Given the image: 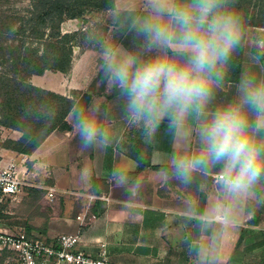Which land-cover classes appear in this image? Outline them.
Here are the masks:
<instances>
[{"label":"crops","instance_id":"0c3cea01","mask_svg":"<svg viewBox=\"0 0 264 264\" xmlns=\"http://www.w3.org/2000/svg\"><path fill=\"white\" fill-rule=\"evenodd\" d=\"M130 3L137 13L142 11V0H115L114 8L105 11L114 23L108 24L102 35L125 48L139 43L130 26L116 22L118 13ZM85 22L66 21L62 33L80 35L82 29L89 28ZM245 36L240 71L236 76L228 72L210 107L234 95L241 73L264 72V53L258 51V46H264V27H247ZM101 69L100 46L92 43L72 57L67 71L45 70L32 75L31 83L40 89L77 97V101L80 94L91 95L90 104H100L103 124L112 139L107 146L84 149L71 111L67 118L71 130L53 131L31 154L4 152L6 158L14 157L24 172V186L18 194L29 201L25 209L28 232L37 231L39 237L49 240L79 232L80 249L92 256L105 249L109 259L120 264H264V181L234 206L235 226L216 242L213 252L212 230L201 228L197 212H208L214 199L215 174L209 173L206 181L197 175L189 185L175 179L162 181L170 154L184 147L181 134L170 136L162 125L155 138L146 141L140 127L128 124L120 93L103 79ZM193 128L190 123L186 133L194 137ZM117 167L124 169L123 182L112 175ZM202 183H206V191L201 190ZM53 187L58 192L50 209L44 202ZM92 195L108 200L93 199ZM33 196L39 198L36 205ZM43 216L45 222L40 220ZM78 216H84L83 220Z\"/></svg>","mask_w":264,"mask_h":264},{"label":"clouds","instance_id":"9594fccd","mask_svg":"<svg viewBox=\"0 0 264 264\" xmlns=\"http://www.w3.org/2000/svg\"><path fill=\"white\" fill-rule=\"evenodd\" d=\"M122 11L139 43L125 48L89 34L101 49L102 77L118 90L128 124L140 127L146 141L162 125L170 136L181 134L184 147L170 154L162 181L189 185L197 175L206 181L215 174L208 212H197L201 228L212 230L214 252L235 226L234 206L264 181V72L241 73L234 95L210 107L242 45L245 15L237 0H142V11L131 3ZM258 51L264 53V46ZM35 111L37 119L51 116L47 107ZM72 121L84 149L111 143L99 103L76 106ZM190 123L194 137L186 133ZM112 175L117 182L125 179L121 167Z\"/></svg>","mask_w":264,"mask_h":264},{"label":"rangeland","instance_id":"374dc122","mask_svg":"<svg viewBox=\"0 0 264 264\" xmlns=\"http://www.w3.org/2000/svg\"><path fill=\"white\" fill-rule=\"evenodd\" d=\"M36 2L37 0H0V162L8 159L4 152L10 149L7 146L11 140H15L13 138L16 135L20 137L23 135L22 130L29 131L35 128L38 132L43 131L40 129L42 119H37L36 109L47 107L55 112L49 103L59 107L64 105L34 88L30 81L32 76H28L30 71L28 61L36 62L42 58L51 65L54 64L56 56L64 59L70 55L76 56L84 48L92 46L93 42L88 40L89 34L98 32L103 35L104 29L108 28L107 25L114 23L110 19L111 16H107L109 13H106V10L86 13L84 18H66L64 22L72 19H80V22L85 20L89 28L82 29L80 35L79 32L78 34L74 32L64 37L61 30L64 22L59 27L57 15L51 14L44 20H39L38 14L33 15ZM237 5L241 9L240 4ZM242 6L246 7L242 9L245 18L264 16V0H247ZM29 108L32 109L31 114L26 111ZM16 124L18 127H15ZM38 202L39 198L34 197L32 203L36 205ZM44 203L46 208H50L54 202L46 199ZM28 208L29 201L25 202L21 194L2 200L0 230L5 232L28 230L29 216L25 211ZM40 220L45 222L44 216ZM30 232L34 236H41L37 231ZM0 264L19 263L10 250L2 249Z\"/></svg>","mask_w":264,"mask_h":264},{"label":"trees","instance_id":"16d2710c","mask_svg":"<svg viewBox=\"0 0 264 264\" xmlns=\"http://www.w3.org/2000/svg\"><path fill=\"white\" fill-rule=\"evenodd\" d=\"M237 3H239L241 9L244 10L246 7H243L242 5H245L247 0H237ZM114 6L115 0H37L36 4L34 5L33 15L38 14L37 18L39 20H44V18L51 14L57 15V20L60 27L66 18H84L86 13L113 9ZM127 16L128 13L125 11L118 13L116 19L117 24L130 26V21L125 19ZM261 17L262 18H254V16H252L251 18H246L243 42L238 51L233 56L231 67L228 71L229 73L235 74V76L239 73L244 49V40L246 37V28L252 26L264 27V16L262 15ZM63 36L67 37L68 35L63 34ZM71 60L72 56L70 55L66 59L61 58V56H56L53 60V62L55 61L54 64L51 65H49L50 62L44 61L42 58L36 60V62L28 61L30 65L28 76L31 77L33 74H42L46 69L67 71L70 68ZM34 88L48 94L52 99H55L64 105L59 107L49 103L50 108L55 109V112L51 111L50 109V118H48L46 121L42 119L40 122V129L43 130L42 132H38L35 128L29 131L22 130L23 135L18 140H11L9 142V145L7 146L8 148L22 154L33 153L55 130H71L73 126L67 120L69 113L78 105H89L92 99V96L87 93L82 95L80 94V97L77 101V97L71 99L52 91L43 90L35 86ZM15 127H18L17 124Z\"/></svg>","mask_w":264,"mask_h":264},{"label":"built area","instance_id":"2783aa9c","mask_svg":"<svg viewBox=\"0 0 264 264\" xmlns=\"http://www.w3.org/2000/svg\"><path fill=\"white\" fill-rule=\"evenodd\" d=\"M23 174L14 157L0 162V202L22 190ZM57 192L56 188H50L47 199L54 202ZM91 198L108 200V197L97 195ZM84 216H78V219L83 220ZM80 241L79 232L62 233L49 240L34 236L26 229L13 232L0 230V250H10L19 264H120L111 261L105 249L96 256L88 254L78 247Z\"/></svg>","mask_w":264,"mask_h":264}]
</instances>
